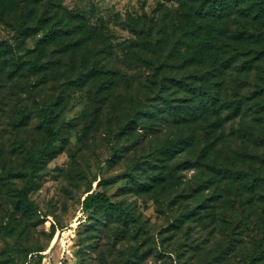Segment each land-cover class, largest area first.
I'll use <instances>...</instances> for the list:
<instances>
[{
    "label": "trees",
    "instance_id": "1",
    "mask_svg": "<svg viewBox=\"0 0 264 264\" xmlns=\"http://www.w3.org/2000/svg\"><path fill=\"white\" fill-rule=\"evenodd\" d=\"M163 1L177 8L166 9L159 21L131 19L135 41L125 49V67L137 75L128 79L136 95L126 97L134 117L122 124L121 134L135 130L144 118L145 133L169 131L153 159L138 163L143 169L149 161V181L132 176V183L158 199L179 186L178 172L193 171V178L181 183V196L195 205L177 219L175 229L189 223V229L194 226L214 243L208 250L190 245L196 255L207 257L202 264H264V35L259 27L264 0ZM0 22L24 42L36 38L32 52L37 59L29 61L27 72L45 77L39 86L64 63L71 71L85 69L87 80L109 100L129 75L112 66L115 44L81 10L67 9L64 0H0ZM15 65L12 73L20 74L27 64L17 60ZM253 73L256 87L251 91ZM25 86L32 90L35 84ZM58 104L53 98L38 100L33 113L24 105L22 123L15 124L21 130L35 122L46 137L34 151L27 150L24 140L16 142L31 163L19 193L30 211L37 208L29 199L34 178L61 134L55 119ZM154 159L160 167L152 164ZM176 159L180 161L173 163ZM92 211L128 218L123 203L101 191L83 200V212Z\"/></svg>",
    "mask_w": 264,
    "mask_h": 264
},
{
    "label": "rangeland",
    "instance_id": "2",
    "mask_svg": "<svg viewBox=\"0 0 264 264\" xmlns=\"http://www.w3.org/2000/svg\"><path fill=\"white\" fill-rule=\"evenodd\" d=\"M64 6L81 10L86 21L115 44L112 66L129 75L119 79L121 86L109 100L87 80L85 69L71 71L64 63L39 86L45 77L27 72L29 61L37 59L32 52L36 38L24 42L0 22V264H202L207 257L196 255L193 247L208 250L214 243L194 226L189 229V223L179 224L177 230L174 225L195 205L181 196V183L193 178L194 172H178L179 186L160 194L159 200L155 194L137 190L131 180L137 176L149 181V161L143 169L138 163L153 159L152 153L166 142L169 131L145 133L147 118L135 130L120 131L134 117L127 98L136 90L128 79L135 80L137 71H130L124 62L125 49L135 41L131 19L159 21L166 9L175 10L177 5L163 0H64ZM259 27L264 35V23ZM15 60L26 61L20 74L12 73ZM118 61L122 62L115 65ZM255 80L253 73L251 91ZM28 81L35 84L32 90L25 86ZM49 98L59 103L55 119L61 134L34 178L29 199L37 208L30 211L19 198L31 172L27 150L43 147L46 137L35 122L21 130L15 124L22 123L24 105L33 113L38 100ZM19 139L27 150L16 143ZM152 164L160 167L155 159ZM9 169L16 174H7ZM98 191L123 203L126 221L102 211L83 212L84 198Z\"/></svg>",
    "mask_w": 264,
    "mask_h": 264
}]
</instances>
